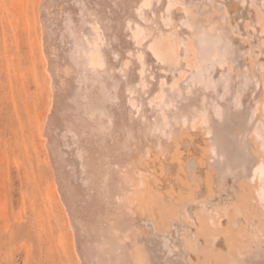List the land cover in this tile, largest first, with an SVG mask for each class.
Instances as JSON below:
<instances>
[{
  "label": "bare ground",
  "instance_id": "1",
  "mask_svg": "<svg viewBox=\"0 0 264 264\" xmlns=\"http://www.w3.org/2000/svg\"><path fill=\"white\" fill-rule=\"evenodd\" d=\"M35 1L33 97L12 65L76 261L264 264V0Z\"/></svg>",
  "mask_w": 264,
  "mask_h": 264
},
{
  "label": "rangeland",
  "instance_id": "2",
  "mask_svg": "<svg viewBox=\"0 0 264 264\" xmlns=\"http://www.w3.org/2000/svg\"><path fill=\"white\" fill-rule=\"evenodd\" d=\"M38 27L35 0H0V264H79L72 247L73 232L68 214L56 194L55 176L40 138L39 123H36L40 104L31 105L32 111L25 109L22 93L18 92L21 86L17 72L12 65L14 60L24 65L20 76L30 77L32 85L28 91L33 97L34 81L41 86L44 71L39 60L41 32ZM16 132L20 143L15 141ZM150 148V157L156 156L155 146L150 145ZM160 180L159 184L165 185ZM213 181L209 189L214 196L219 194L216 199L221 190L212 188ZM175 187L172 184L166 190L172 195ZM222 192L227 196L226 190ZM224 247L225 244L221 249Z\"/></svg>",
  "mask_w": 264,
  "mask_h": 264
}]
</instances>
